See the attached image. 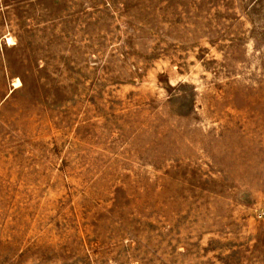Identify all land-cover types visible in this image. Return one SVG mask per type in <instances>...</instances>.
Returning <instances> with one entry per match:
<instances>
[{"label":"rangeland","instance_id":"obj_1","mask_svg":"<svg viewBox=\"0 0 264 264\" xmlns=\"http://www.w3.org/2000/svg\"><path fill=\"white\" fill-rule=\"evenodd\" d=\"M0 264H264V0H0Z\"/></svg>","mask_w":264,"mask_h":264},{"label":"bare ground","instance_id":"obj_2","mask_svg":"<svg viewBox=\"0 0 264 264\" xmlns=\"http://www.w3.org/2000/svg\"><path fill=\"white\" fill-rule=\"evenodd\" d=\"M15 85H19L20 84V81L19 80H15Z\"/></svg>","mask_w":264,"mask_h":264}]
</instances>
